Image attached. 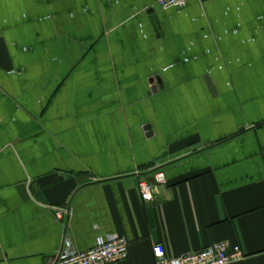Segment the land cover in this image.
Wrapping results in <instances>:
<instances>
[{
	"label": "crops",
	"instance_id": "crops-1",
	"mask_svg": "<svg viewBox=\"0 0 264 264\" xmlns=\"http://www.w3.org/2000/svg\"><path fill=\"white\" fill-rule=\"evenodd\" d=\"M108 234L264 264V0H0V264Z\"/></svg>",
	"mask_w": 264,
	"mask_h": 264
},
{
	"label": "built area",
	"instance_id": "built-area-1",
	"mask_svg": "<svg viewBox=\"0 0 264 264\" xmlns=\"http://www.w3.org/2000/svg\"><path fill=\"white\" fill-rule=\"evenodd\" d=\"M162 9L186 6L187 0H155ZM148 177H140L138 190L144 202H151L157 186L165 184V176L161 170H156ZM55 217L59 219L69 212L68 208H55ZM154 261L151 264H230L242 259V253L237 245L227 241L217 242L199 250L190 251L175 257H167L161 244L153 246ZM128 242L125 237L118 234H108L96 239L91 248L76 250L70 241L63 244L62 249L55 257L53 264H113L122 262L127 258Z\"/></svg>",
	"mask_w": 264,
	"mask_h": 264
},
{
	"label": "water",
	"instance_id": "water-1",
	"mask_svg": "<svg viewBox=\"0 0 264 264\" xmlns=\"http://www.w3.org/2000/svg\"><path fill=\"white\" fill-rule=\"evenodd\" d=\"M148 180H149L150 182H153V179H152V177H149V178H148Z\"/></svg>",
	"mask_w": 264,
	"mask_h": 264
}]
</instances>
